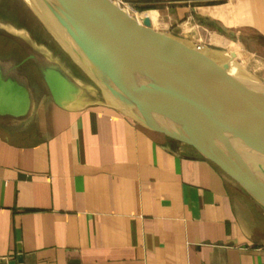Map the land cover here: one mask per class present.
I'll list each match as a JSON object with an SVG mask.
<instances>
[{"label":"crops","instance_id":"crops-1","mask_svg":"<svg viewBox=\"0 0 264 264\" xmlns=\"http://www.w3.org/2000/svg\"><path fill=\"white\" fill-rule=\"evenodd\" d=\"M125 1L168 31L184 19L182 38L264 61V0ZM48 56L0 58V264H264L260 203L105 101L76 92L59 106L46 69L88 87Z\"/></svg>","mask_w":264,"mask_h":264},{"label":"water","instance_id":"water-1","mask_svg":"<svg viewBox=\"0 0 264 264\" xmlns=\"http://www.w3.org/2000/svg\"><path fill=\"white\" fill-rule=\"evenodd\" d=\"M44 2L75 34L82 67L107 104L190 146L264 207L260 77L231 53L157 31L112 0ZM43 78L61 107L79 92L58 70L46 69Z\"/></svg>","mask_w":264,"mask_h":264},{"label":"rangeland","instance_id":"rangeland-1","mask_svg":"<svg viewBox=\"0 0 264 264\" xmlns=\"http://www.w3.org/2000/svg\"><path fill=\"white\" fill-rule=\"evenodd\" d=\"M20 3L21 0H0V58L17 61L19 58L23 59V57H26L29 54L36 58H38L40 54L46 57H49L48 55L51 57L55 56L68 67L71 66V72H73L72 74L75 77H78L81 83L87 85V89L83 90L82 87L79 88V92L84 93L83 97L86 100L90 102H102L103 100L100 96L101 91L97 83L90 77L85 69H83V67L80 66L75 59H73L70 51H68L62 44L61 35L58 31L53 27H51V29L47 28L41 21L38 20L33 11L28 13L26 8L21 6ZM127 4L129 7L133 8V11H136V14L132 13V16L138 18L139 21L147 17L149 20V26L157 31L171 35L177 34V37L182 38L180 33L183 29L187 30V27L190 26L184 24L185 20L183 19L178 23L182 24V29L178 28L177 30H169V32L167 28L161 24V22L166 23V20L160 22L158 16L155 14L145 10H137L133 5L129 3ZM61 27L66 31L65 34L63 31L61 32L66 38H68L70 49L76 52V44L73 41V36L68 32V28L63 23L61 24ZM58 29L60 28L58 27ZM196 38L198 39V37ZM200 43L205 46L210 44V42L205 39ZM208 47L222 49L212 45H209ZM227 50L232 51L230 47H227ZM232 54L236 59L239 57L240 59L238 58L237 60L242 65L264 81V61H254V59L257 58L256 56L248 57L247 59V56L244 55L245 53L243 52H235ZM29 62L32 61H28V63ZM187 147L189 146L187 145Z\"/></svg>","mask_w":264,"mask_h":264},{"label":"bare ground","instance_id":"bare-ground-1","mask_svg":"<svg viewBox=\"0 0 264 264\" xmlns=\"http://www.w3.org/2000/svg\"><path fill=\"white\" fill-rule=\"evenodd\" d=\"M20 5L25 7L28 13H31V11H33L36 14L38 20L41 21L47 28L49 29H51V27L55 28L58 31V33L61 35V42L64 45V47L68 51H70L73 59H75L78 62V64L82 66L81 61L78 58V53L70 49L68 38H66L61 32L63 31L64 34L66 32L64 29H62L61 24L63 23L68 28L69 30L68 32L73 36V39L74 38L77 39L75 34L67 26V24L51 9V7L46 2H44V0H21ZM58 27L61 30L58 29ZM76 49H78L77 46H76ZM100 91H101L100 96L102 100L105 101L106 103L112 104V101L109 99V97L105 94V92L101 88H100ZM125 91L126 93H124V98L127 101L131 102L132 104H135V100L131 96V93L129 92V90L125 89ZM254 155H258V154L254 153ZM258 157L264 160V156H258Z\"/></svg>","mask_w":264,"mask_h":264},{"label":"built area","instance_id":"built-area-1","mask_svg":"<svg viewBox=\"0 0 264 264\" xmlns=\"http://www.w3.org/2000/svg\"><path fill=\"white\" fill-rule=\"evenodd\" d=\"M112 1L115 2L121 8H123L124 10H126L130 15H132V13L136 14V11H133V8L129 7V5L127 4V2L125 0H112ZM131 11H133V12H131Z\"/></svg>","mask_w":264,"mask_h":264}]
</instances>
